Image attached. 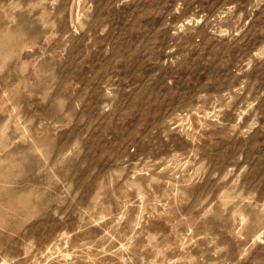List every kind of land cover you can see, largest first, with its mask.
<instances>
[{"label": "rangeland", "instance_id": "374dc122", "mask_svg": "<svg viewBox=\"0 0 264 264\" xmlns=\"http://www.w3.org/2000/svg\"><path fill=\"white\" fill-rule=\"evenodd\" d=\"M0 264H264V0H0Z\"/></svg>", "mask_w": 264, "mask_h": 264}]
</instances>
